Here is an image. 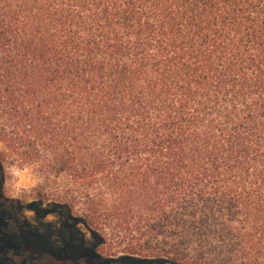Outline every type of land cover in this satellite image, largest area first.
Listing matches in <instances>:
<instances>
[{"label": "trees", "instance_id": "obj_1", "mask_svg": "<svg viewBox=\"0 0 264 264\" xmlns=\"http://www.w3.org/2000/svg\"><path fill=\"white\" fill-rule=\"evenodd\" d=\"M1 142L119 253L264 264V0H0Z\"/></svg>", "mask_w": 264, "mask_h": 264}, {"label": "rangeland", "instance_id": "obj_2", "mask_svg": "<svg viewBox=\"0 0 264 264\" xmlns=\"http://www.w3.org/2000/svg\"><path fill=\"white\" fill-rule=\"evenodd\" d=\"M42 169L41 163L22 161L15 148L0 143V187L19 204L26 220L23 251L41 257L39 262L55 257L60 264H175L170 259L119 253L122 246L111 249L110 242L102 245L86 224L77 221L76 208L70 212L62 205L59 192L65 181L47 183Z\"/></svg>", "mask_w": 264, "mask_h": 264}, {"label": "flooded vegetation", "instance_id": "obj_3", "mask_svg": "<svg viewBox=\"0 0 264 264\" xmlns=\"http://www.w3.org/2000/svg\"><path fill=\"white\" fill-rule=\"evenodd\" d=\"M24 223V211L0 187V264H60L55 257L39 262L41 257L23 251Z\"/></svg>", "mask_w": 264, "mask_h": 264}]
</instances>
